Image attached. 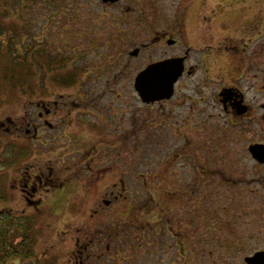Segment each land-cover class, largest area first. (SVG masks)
Masks as SVG:
<instances>
[{"label": "flooded vegetation", "instance_id": "obj_1", "mask_svg": "<svg viewBox=\"0 0 264 264\" xmlns=\"http://www.w3.org/2000/svg\"><path fill=\"white\" fill-rule=\"evenodd\" d=\"M96 2L105 7H116L117 13L113 15L118 17L120 22L125 21L127 13L130 12V6H119L121 3H143L144 10L148 5L154 10L157 7L161 9V15L146 14L134 21H145L148 41L144 46L156 54L154 59L142 65L136 75L151 64L165 60H176L182 68L169 98L144 103L137 96L140 106L145 111L159 116L158 120L163 121L165 118L168 121L173 111L179 112L181 109H185L186 117H192V113L197 111L195 106L198 103L192 101L189 96L176 95L183 79L191 76L197 69H202L205 62L208 67L212 66L216 55L221 59L226 57L233 60V71L224 74L228 80H223L221 85L216 84L211 99L212 107H218L220 110L225 119L224 127L229 123L234 127L239 126L241 135L245 136L243 151L245 158L251 163V175L248 180H240L243 183H254L256 189L264 190V160L256 158L250 150L254 146H264V0ZM37 3H48L43 10L50 11V20L56 14L53 4L64 3V6L59 7L58 12L61 15L58 19H66L72 26L85 22L89 27L90 22L84 21L85 18L68 15L74 11V6L70 3H88V0H39ZM189 3L198 4L197 15H193L196 6ZM211 3L219 8L208 7L207 15L202 13ZM168 4H179L172 15H167ZM125 8L129 10L125 11ZM199 9L201 10L198 14ZM73 19L76 21L73 22ZM110 21L116 23L118 20L110 18ZM132 21L133 18L127 19L125 28L131 27ZM76 28L78 31L82 30L77 25ZM83 29L84 31L79 33L80 38L84 37L83 33L87 34V28ZM103 40L104 38L101 41ZM89 41V48H84L86 54L95 50L92 47L96 46L94 39ZM42 44L47 46L55 62L64 60L53 53L50 41H40V47ZM141 50L142 48H134L128 56L136 59ZM70 51L72 50H66ZM134 51L136 54L132 55ZM74 52L68 57L70 63L63 66L67 70L74 68L69 77L65 76L66 79L49 80L48 73L55 69L51 66L52 59H48L50 62L47 65H41L37 56V67H42V73L33 70L29 79L17 81L16 86L8 92L2 91L11 93L10 90H14L12 92L22 95L19 97L20 111L2 112L5 96H0V215L11 220L13 224L16 223L20 230L13 240V245L29 248L22 252L26 256L16 255L0 264H119L120 253H123V256L128 254L124 239L130 234V226L125 229L119 226V217H116L114 209L128 201L132 193L138 195V192L133 191L134 177L129 170L118 173L116 165L113 164L114 145L110 144L109 147L100 141L103 128H108L107 125L103 126V116L104 121L111 124V121L117 118L118 112L106 111L102 117H97L94 113L96 107H89L86 112L78 113L81 115L72 113L76 108V111H83L78 106L73 108L72 104L76 103V100L83 101L80 90L84 91L87 83L94 84L98 76L93 72L100 70L92 68L93 70L88 71L83 65H74L73 55L80 53V49L75 48ZM194 59V63H191ZM51 82L66 87L73 86L75 91L68 93V97H56L51 89ZM151 117L153 119V116ZM181 121L183 123L176 122L178 127L183 126L184 121ZM156 122L151 121L149 128L156 131L157 125L161 124ZM80 126H83V135L86 137L75 133V129ZM71 129H74V132H69ZM210 130L213 132V128ZM182 146L183 143L181 149ZM61 147L70 151L67 154L62 153L59 156L60 161L56 160L55 163L58 165L72 161L78 168L75 175H62L64 168H71L67 164L59 167L55 173L48 165H45V169L40 165L41 162L45 164V161L40 159L43 153H50V150ZM105 157L111 159L112 164L105 163ZM141 176L144 180L146 200L144 208L150 213L152 209H160L161 205L163 206L164 198L159 192L155 195L151 191L153 181L149 175ZM256 189L251 192L255 193ZM64 207L71 209L75 216L82 214L84 221L74 224L71 219L66 218L62 228L54 232L53 220L49 217L61 216L65 219L67 214L63 213ZM132 209L133 205L128 202L124 216L130 214ZM110 211L113 213L110 214ZM160 230L165 232L164 225ZM139 231L142 232V237L148 234L144 233V229ZM67 244L69 247L64 250ZM37 246L41 247L38 251ZM54 247H59L60 250L55 252Z\"/></svg>", "mask_w": 264, "mask_h": 264}, {"label": "rangeland", "instance_id": "obj_2", "mask_svg": "<svg viewBox=\"0 0 264 264\" xmlns=\"http://www.w3.org/2000/svg\"><path fill=\"white\" fill-rule=\"evenodd\" d=\"M4 3H31V0H0V15L5 9L13 13L10 7L5 8ZM70 4L74 6V11L68 15L85 18L84 21L90 22L89 27L85 22L76 23L82 28L78 31L75 24L73 27L67 23L68 20L58 19L61 15L58 12L59 7L64 6V3L53 4L56 14L54 13L55 16L50 21H47L50 11L39 7L32 14L25 13L26 10H22V13L34 19L31 31L35 38L40 40L45 36V42L50 41L52 44L53 53L64 59L51 65L55 69L48 73L49 80L60 79L72 73L73 67L67 70L63 66L70 63L68 57L75 53V48L80 49V53L73 55L74 65H83L88 71L93 70L92 68L100 69L93 72L98 76L95 83H87L84 91L80 90L83 101L76 100V103L72 104L73 108L78 106L83 111H76V108L72 113L81 115L78 113L86 112L89 107H96L94 113L99 117L106 111L118 112L117 118L113 119L111 124H107L103 116V126L107 125L108 128H103L100 141L109 147L110 144L114 145L113 164L116 165L118 173L129 170L134 177L133 191L138 192V195L132 193L128 201L114 209L116 217H119V226L124 229L130 226V234L124 239L128 254L123 256V253H120L119 264H245L244 257L264 250V190L256 189L254 183H243L240 180H248L251 175V163L245 158L243 151L245 136L241 135L239 126L234 127L229 123L224 127L225 119L218 107H212L211 101L216 84L221 85L223 80L227 81L228 78L224 74L233 71V60L226 57L221 59L216 55L212 66L208 67L205 62L202 69H197L191 76L183 79L176 95L189 96L192 101L198 103L195 106L197 111L192 113V117H186L185 109H181L179 112L173 111L168 121L165 118L163 121L158 120L159 116L145 111L140 106L132 82L142 65L156 56L144 46L148 41L145 21H134L146 14L161 15V9L157 7L154 10L148 5L144 10L143 3H121L119 6H130V12H126V20L133 18V25L127 29L126 20L120 22L119 18L113 15L117 13L116 7L102 6L96 0ZM189 4L196 6L193 15H197L198 4ZM178 5L168 4L167 15H172ZM208 7L219 8L211 3L202 13L206 14ZM16 9L21 12V9ZM129 9L125 8V11ZM6 16L8 26L22 24L23 17L12 19ZM109 17L118 21L113 23ZM75 21L73 19V22ZM83 28H87V34L83 33L84 37L80 38L79 33L84 31ZM89 39H94L96 46L92 47L95 50L86 54L84 48H89ZM0 41L4 42V47V38L1 37ZM137 47L142 48L139 56L136 59L129 57V52ZM69 49L72 51L66 52ZM51 57L52 55L50 59ZM34 64V70L42 73V67H37L39 63L36 61ZM4 73V63L0 58V96H5L1 111H20L19 97L22 95L12 92L14 90H10L11 93L2 92H8L12 88L9 82L4 80ZM19 78V81L23 80L24 75L20 74ZM51 89L56 97H68V93L75 91L73 86L66 87L53 82ZM262 100L264 103V97ZM101 110H104L103 113ZM88 118L92 120L90 116ZM154 120L161 123L157 125L156 131L149 128L150 122L154 123ZM181 120L184 124L178 127L176 122L183 123ZM166 122L168 124H165ZM82 127L75 129V133L86 137ZM69 132H74V129ZM69 151L61 147L50 150V153L45 152L43 157H40L45 164L41 162L40 165L43 169L48 165L55 173L59 167L67 164L71 168H64L62 175H75L78 168L72 161L58 165L55 163L62 153L67 154ZM108 157L103 161L110 165L112 163ZM141 174L151 177V191L155 195L159 192L164 198L163 206L161 205L160 209H152L150 213L144 208L146 200ZM255 189V193L251 192ZM128 202L133 205V209L130 214L124 216ZM65 207V219L61 216H48L53 220L54 232L62 228L66 218L71 219L74 224L84 221L82 214L75 216L71 209ZM111 213L113 211H110ZM161 225H164L165 232L159 231ZM140 229H144L145 234L148 233L146 237H142ZM68 247L69 244L64 250ZM40 248L37 246L36 251ZM53 250L57 252L60 248L54 247Z\"/></svg>", "mask_w": 264, "mask_h": 264}, {"label": "trees", "instance_id": "obj_3", "mask_svg": "<svg viewBox=\"0 0 264 264\" xmlns=\"http://www.w3.org/2000/svg\"><path fill=\"white\" fill-rule=\"evenodd\" d=\"M38 1L39 0H35L33 2V0H31V3H4V5H6L5 8H7V6L10 7L13 13L5 9L0 15V38L3 37L6 41L4 47H2L4 42L0 41V58L3 60L5 69L3 78L8 81L11 86H16V82L20 80V74L24 75V79L31 77L37 56H39L41 63L44 65H47L52 59L51 57V59L47 61L51 56L47 46L42 44V47H40L39 45L40 41H45L46 37L43 36L40 40L35 38V35L31 31L34 19L22 13V10H26L25 13L32 14L38 7L46 9L44 7H47L48 3H37ZM45 1L46 0H44V2ZM16 8L21 9V12ZM6 15L12 17V19L23 17L22 24L13 25L12 27L8 26V23L5 21ZM47 21H50V19H47ZM51 63L54 65L57 64L53 59ZM19 231L16 223L13 224L11 220L5 219L0 215V262L11 259L16 255L26 256V254L22 252L23 250L29 249L28 247H17L13 245V240Z\"/></svg>", "mask_w": 264, "mask_h": 264}, {"label": "water", "instance_id": "obj_4", "mask_svg": "<svg viewBox=\"0 0 264 264\" xmlns=\"http://www.w3.org/2000/svg\"><path fill=\"white\" fill-rule=\"evenodd\" d=\"M115 1V0H103ZM136 54V51L132 55ZM176 60H165L151 64L139 72L134 79V90L144 103L169 98L173 92V85L181 75L182 68ZM252 154L264 160V146L250 148ZM246 264H264V251H257L244 258Z\"/></svg>", "mask_w": 264, "mask_h": 264}]
</instances>
